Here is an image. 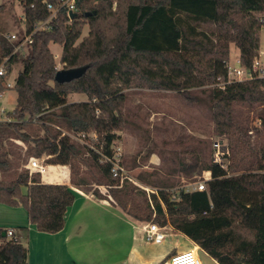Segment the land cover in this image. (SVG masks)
<instances>
[{
  "label": "trees",
  "instance_id": "trees-1",
  "mask_svg": "<svg viewBox=\"0 0 264 264\" xmlns=\"http://www.w3.org/2000/svg\"><path fill=\"white\" fill-rule=\"evenodd\" d=\"M62 1L20 0L27 33L48 17L46 3L56 8L51 27L34 32L25 53L14 52L17 40H8L0 30V63L6 59V73L13 63L21 65L12 86L14 108L0 120V203L23 207L28 222L46 232L63 228L75 191L67 184L42 182L39 173H29L24 165L30 157L46 155V163L68 166L72 186L118 184L120 176L112 174L103 157L112 155L119 137L115 131L123 122V89L131 82L183 94L216 83L208 90V100L213 120L222 126L234 125V105L264 104V77L227 81L230 43L238 49L244 68H251L259 53L264 0H117L115 8L114 0H74L76 15L70 18L60 6ZM84 25L88 32L78 40ZM50 42L62 45L63 67L87 65L85 71L70 81H55ZM2 77L0 91L5 89ZM73 92L84 93L87 99L68 101ZM79 132L96 134L91 146L75 143L68 134ZM181 167L187 175L208 171V188L171 190L165 181L137 175L155 188L149 199L140 190L144 200H136V186L124 178L120 189H111L110 195L134 219L169 224L219 264H264V163L230 174L211 159L196 158ZM215 191H257L251 238L243 233L242 222L215 210L211 200ZM92 194L101 198L97 191ZM122 195L129 196V202ZM3 231L0 264H28L27 248L19 236L8 237Z\"/></svg>",
  "mask_w": 264,
  "mask_h": 264
},
{
  "label": "rangeland",
  "instance_id": "rangeland-1",
  "mask_svg": "<svg viewBox=\"0 0 264 264\" xmlns=\"http://www.w3.org/2000/svg\"><path fill=\"white\" fill-rule=\"evenodd\" d=\"M116 2L117 0H114L113 8H115ZM0 4L2 5L0 30L5 33H21L23 20L20 0H0ZM261 14L256 13L257 16H261ZM202 28L210 31L212 26L203 25ZM87 32L88 25H84L78 40ZM49 48L53 54L56 69L62 68L63 64L59 61L62 45L50 42ZM237 56L238 49L234 43H230L227 62L234 64ZM257 59L261 64H264V26L259 30ZM20 68V63L15 62L2 77V86L5 89L0 95V120L6 119L8 112L14 108L16 92L12 87H6L5 83L13 84ZM244 75H246L245 72ZM229 78H235V75L230 74ZM222 79L220 77L219 82H222ZM216 85V83H212L192 88L187 94L167 89L137 86L135 81L123 89L125 94L121 108L123 122L120 128L115 131L119 137L114 141L113 148H119L122 174L127 176L123 180L136 186L133 190L136 200H144L140 190L145 191L148 199L150 191L155 190L154 187L146 185L138 179L137 175L146 179L165 181L170 184V188L173 190L179 187L186 188L200 180H210L208 171H202L201 174L194 171L187 175L181 170V164H192L196 158L219 162L228 170L229 174L241 172L246 168H254L260 162L264 163V104H256L253 107L234 105L232 111L234 125L230 127L218 125L212 118L208 100V90ZM76 94L80 99L87 98L84 93ZM70 96H67L68 101L71 100ZM92 133L89 132L90 136ZM71 139L75 143L83 145L79 141ZM84 141L88 145L92 144L89 138ZM40 158L46 160L47 156L43 155ZM52 168V165H48L46 176L50 175ZM90 171L92 172L93 169ZM87 173L90 172L87 171ZM123 183L122 180L113 185L92 182L85 186L73 187L91 194L93 191H97L101 199H106L120 208L117 200L110 195V190L120 189ZM205 187L208 188L207 182ZM121 198L129 202V196L122 195ZM211 200L216 211L233 215L237 221L246 226L243 233L248 238L252 237L256 223L257 191H215ZM236 200L240 201L243 206H238L235 203ZM26 222L27 218L23 207H9L0 203V229L7 230ZM167 233L162 245H151L150 248L161 250L174 242H181L180 235L171 236L169 232ZM19 240L25 247H28L30 260L33 259V256L35 258V255L38 257V248L34 237L25 235L23 239L19 237ZM123 245L124 242L121 245L122 248ZM201 256L204 264H209L207 257L202 253ZM37 260L39 259L37 258Z\"/></svg>",
  "mask_w": 264,
  "mask_h": 264
},
{
  "label": "crops",
  "instance_id": "crops-1",
  "mask_svg": "<svg viewBox=\"0 0 264 264\" xmlns=\"http://www.w3.org/2000/svg\"><path fill=\"white\" fill-rule=\"evenodd\" d=\"M68 95H71L69 101L83 100L74 92ZM48 165L53 168L50 175L46 176ZM46 172L40 176L42 182L62 183L75 188L70 184L67 165L47 163ZM74 191L75 198L66 210L62 229L42 231L28 220L11 227L20 238L31 235L36 240L38 257L35 255L30 260L26 247L28 264H168L172 254L185 249H194L200 264H204L201 253L207 257L209 264H219L189 237L169 224L164 225L165 234L180 235L181 242H174L161 250H152L150 246L162 245L166 235L161 243L148 242L144 238L143 226L146 222L134 219L106 199L79 189ZM18 226H25V229H18Z\"/></svg>",
  "mask_w": 264,
  "mask_h": 264
},
{
  "label": "built area",
  "instance_id": "built-area-1",
  "mask_svg": "<svg viewBox=\"0 0 264 264\" xmlns=\"http://www.w3.org/2000/svg\"><path fill=\"white\" fill-rule=\"evenodd\" d=\"M60 6H64L66 8V12L68 17L69 12L75 11V5L74 0H63ZM46 8L50 11L47 18L37 22L33 29L30 32H26L24 30V25L22 29V38H18V34L15 32L5 33V37L8 40H17V43L14 48V52H20L25 53V49L29 47V45L32 42V35L34 32L38 30H46L51 27L50 21L55 17L56 15V8L52 6L51 3H46ZM23 14H22V20H23ZM56 56V55H55ZM6 59H4L0 63V76H3L6 73ZM244 72L246 75H244ZM230 74H234L235 78H229ZM244 75V76H243ZM242 76V77H241ZM253 76H259L264 77V64H261L260 61L257 59V57L254 59L251 68L247 69L244 68L240 64V60L238 56L234 60V64H229L227 62V81L231 80H243V79H249ZM221 84V83H220ZM6 87H12L13 84L10 82L5 83ZM0 91V95H1ZM2 111V110H1ZM69 136L76 141H79L80 143L84 144L85 139L89 138V140L96 139V134L93 132L92 136H90L89 132H79V133H68ZM90 145V144H89ZM91 146V145H90ZM112 145V155L111 156H104L103 160L107 161L111 164V172L114 176L119 175L120 180L123 178H127L126 175L122 174V167L120 165V152L118 151L119 148L116 149L113 148ZM46 161L43 158L40 157H30L27 163L24 165L25 168L28 169L29 173L37 172L42 176L46 172ZM207 180H200L197 182H194L191 185H188L185 190H203L205 189ZM73 190H76L77 188H72ZM144 228V238L146 241L151 243H161L165 237V231L164 226H160L157 223L154 222H146L143 226ZM4 233L10 237L15 234V231L12 228H9L7 230H4ZM168 264H200L199 258L197 256V253L194 249L189 250H182L178 251L174 254H172L168 259Z\"/></svg>",
  "mask_w": 264,
  "mask_h": 264
},
{
  "label": "water",
  "instance_id": "water-1",
  "mask_svg": "<svg viewBox=\"0 0 264 264\" xmlns=\"http://www.w3.org/2000/svg\"><path fill=\"white\" fill-rule=\"evenodd\" d=\"M89 12L86 13L88 15ZM75 12H69V16L73 17L75 16ZM87 68V65L77 66V67H69V68H59L56 69V72L54 74V80L57 82H67L74 78L79 77ZM2 235H5L4 232H2Z\"/></svg>",
  "mask_w": 264,
  "mask_h": 264
}]
</instances>
